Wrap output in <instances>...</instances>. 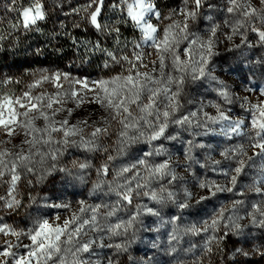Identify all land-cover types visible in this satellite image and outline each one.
<instances>
[{
    "label": "rangeland",
    "instance_id": "rangeland-1",
    "mask_svg": "<svg viewBox=\"0 0 264 264\" xmlns=\"http://www.w3.org/2000/svg\"><path fill=\"white\" fill-rule=\"evenodd\" d=\"M0 264H264V0H0Z\"/></svg>",
    "mask_w": 264,
    "mask_h": 264
},
{
    "label": "trees",
    "instance_id": "trees-1",
    "mask_svg": "<svg viewBox=\"0 0 264 264\" xmlns=\"http://www.w3.org/2000/svg\"><path fill=\"white\" fill-rule=\"evenodd\" d=\"M98 37V40H101V36L100 35H97ZM124 200H125V203L126 204H129L131 201L129 200V199H125V197H124Z\"/></svg>",
    "mask_w": 264,
    "mask_h": 264
}]
</instances>
